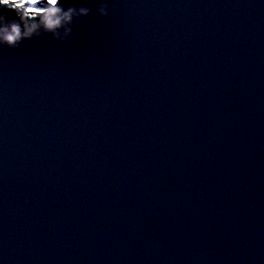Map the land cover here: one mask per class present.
<instances>
[{
  "label": "water",
  "instance_id": "1",
  "mask_svg": "<svg viewBox=\"0 0 264 264\" xmlns=\"http://www.w3.org/2000/svg\"><path fill=\"white\" fill-rule=\"evenodd\" d=\"M72 2L0 48L4 264H264V0Z\"/></svg>",
  "mask_w": 264,
  "mask_h": 264
},
{
  "label": "clouds",
  "instance_id": "2",
  "mask_svg": "<svg viewBox=\"0 0 264 264\" xmlns=\"http://www.w3.org/2000/svg\"><path fill=\"white\" fill-rule=\"evenodd\" d=\"M89 12L84 3L76 6L72 0H0V48H16L41 35L63 43L72 34L73 22ZM97 14L106 17L108 4L100 2Z\"/></svg>",
  "mask_w": 264,
  "mask_h": 264
}]
</instances>
